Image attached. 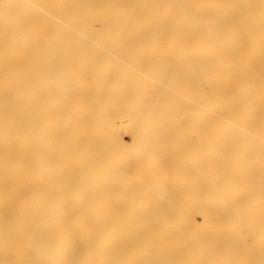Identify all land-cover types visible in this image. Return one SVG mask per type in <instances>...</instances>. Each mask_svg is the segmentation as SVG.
Wrapping results in <instances>:
<instances>
[{"label":"bare ground","instance_id":"6f19581e","mask_svg":"<svg viewBox=\"0 0 264 264\" xmlns=\"http://www.w3.org/2000/svg\"><path fill=\"white\" fill-rule=\"evenodd\" d=\"M0 264H264V0H0Z\"/></svg>","mask_w":264,"mask_h":264},{"label":"rangeland","instance_id":"374dc122","mask_svg":"<svg viewBox=\"0 0 264 264\" xmlns=\"http://www.w3.org/2000/svg\"><path fill=\"white\" fill-rule=\"evenodd\" d=\"M186 152H187V150H186L185 148H182V149H181V154H182V155H185ZM178 229H179L180 233H183V232H184V228H182L181 226L178 227ZM252 242H253V238H250V237H249V238H248V243L252 244ZM244 250H245V249H241L240 251H241V252H244ZM261 253H262V250H259V251H257V253L255 254V256H258V255L261 254Z\"/></svg>","mask_w":264,"mask_h":264}]
</instances>
